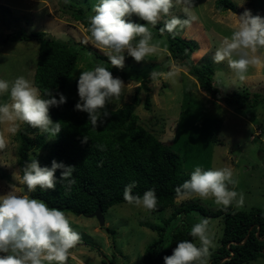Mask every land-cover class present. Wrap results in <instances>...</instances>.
Listing matches in <instances>:
<instances>
[{
	"label": "rangeland",
	"instance_id": "rangeland-1",
	"mask_svg": "<svg viewBox=\"0 0 264 264\" xmlns=\"http://www.w3.org/2000/svg\"><path fill=\"white\" fill-rule=\"evenodd\" d=\"M72 1L88 7L91 14L93 5L98 2ZM217 1L193 0L192 14L196 16V20L190 28L178 29L176 35L192 44L195 63L210 66L214 73L213 79L224 93L244 89L264 93V65L250 67L246 80L241 82L235 78L227 61L216 64L212 60L223 37L229 36L235 29L236 15H242L248 10L253 16L264 18V0H231L237 13L217 11ZM63 5V0H0V79L13 81L24 76L32 83L34 81L39 44L34 41L4 42L8 35L18 30L28 34L45 32L50 38L73 41L104 55L83 42L87 36L84 26L63 14ZM182 7L183 5L174 6L172 15L185 18ZM127 19L142 24V20L134 15ZM159 24L163 25V19ZM156 40L163 41L161 47L168 48L166 37L153 42ZM169 60L167 53L160 52L137 63L125 54L124 67L119 70L168 72L173 70ZM96 65L104 64L93 53L83 51L72 81L80 76L81 71L92 70ZM175 72L173 78L157 81L150 80L149 73L147 77L140 75L132 81L113 76L120 78L126 87L118 99L109 102L111 109L116 110L131 103L140 89L141 104L135 110L140 124L180 155L184 172L191 174L197 166L204 170L230 168L234 179L238 181L234 190L245 196L244 205L238 210L264 208V104L244 111L229 108L202 91L196 79L186 69L176 66ZM62 94L68 96L66 92ZM147 97L151 100L150 110L144 107ZM7 100V95L0 97V102ZM22 126L23 124L13 134L8 131L10 124H0V136L6 142V147L0 150V195L10 190L9 185L23 187L18 165V133ZM55 140L56 137L50 136L48 147ZM47 151L48 149L37 151L31 157L41 158ZM191 204L201 205L207 211L221 208L211 200L201 201L198 198L176 200L173 207L156 214L127 203L117 204L104 213V227H100L96 218L64 212L73 230L80 235L79 243L71 250L65 264H141L146 247L158 238L151 227L165 226V221L177 209ZM233 207L235 208L234 205ZM201 218L208 217L198 211L179 214L166 226L167 237L181 229L190 231ZM208 219L214 234L215 247L210 249L212 254L220 246L224 219ZM109 230H113L115 234H111ZM195 243L199 246L198 240ZM249 264H264V258Z\"/></svg>",
	"mask_w": 264,
	"mask_h": 264
},
{
	"label": "clouds",
	"instance_id": "clouds-1",
	"mask_svg": "<svg viewBox=\"0 0 264 264\" xmlns=\"http://www.w3.org/2000/svg\"><path fill=\"white\" fill-rule=\"evenodd\" d=\"M176 5H183L185 18L172 15L171 10ZM192 9L193 0H98L92 7V14L87 17L88 35L83 42L104 53L110 65L118 69L124 67L125 54L137 63L160 52L171 57L167 46L161 47L163 41L153 42L152 29L163 19L160 35L168 33L175 36L178 29L190 28L196 20ZM133 15L145 23L130 22L127 18ZM236 17L235 29L223 37L212 60L216 64L227 61L235 78L243 82L250 67L264 65V18L253 16L248 10ZM169 65L173 70H153L149 79L173 78L176 61L170 59ZM77 87L79 102L75 110L87 113L88 122L96 128L110 117L106 110L108 103L118 99L126 86L120 78H114L108 68L97 66L81 71ZM5 95L8 100L0 102V124H10L9 132L15 134L24 124L53 138L59 134L61 122L53 123L49 109L66 103L62 93H58L57 100L51 90H45L47 98H42L30 80L19 76L13 81L0 79V97ZM88 141V136L84 135L82 143ZM5 147L6 142L0 136V150ZM75 169V166L56 160L52 161L50 168L41 167L37 158L25 163L20 177L23 187L9 185L10 190L0 195V254H3L0 255V264H65L71 250L79 243L80 235L73 230L63 211L50 208L46 202L32 198L30 194L37 188L54 191L57 170H60L59 180L66 182L64 187L71 191L76 183L73 177ZM237 184L230 168L204 170L197 166L190 179L174 189L175 199L198 198L211 200L224 211L233 205L240 209L245 196L234 190ZM136 186L133 181L125 187L123 200L147 212L156 211L158 198L155 190H147L142 196L134 195ZM210 223L208 218H201L194 224L190 236L198 240L199 246L189 240L179 242L172 255L164 257V264H209L210 249L215 247Z\"/></svg>",
	"mask_w": 264,
	"mask_h": 264
},
{
	"label": "trees",
	"instance_id": "trees-1",
	"mask_svg": "<svg viewBox=\"0 0 264 264\" xmlns=\"http://www.w3.org/2000/svg\"><path fill=\"white\" fill-rule=\"evenodd\" d=\"M63 1L62 13L80 22L86 30L90 9L72 0ZM216 10L237 13L231 0H218ZM161 27L163 25L158 23L152 29L153 40L166 37L168 50L171 52L169 59L175 60L176 66L186 69L196 79L201 90L214 101L238 111L264 104V93L261 92L244 89L224 93L213 79L214 73L210 66L195 63L192 44L177 35L165 33L161 36ZM17 41H34L39 44L33 84L41 97L47 98L44 96L45 90H51L57 100L58 93L68 94L65 104L49 109L51 120L54 123L61 122L62 128L51 147H48L50 136L23 124L18 133V165L21 174L25 163L37 158L31 157V154L45 149H48L46 154L37 158L41 167L50 168L53 160L76 167L73 173L76 183L71 191L64 187L66 182L59 180L60 170H57L56 189L45 191L37 188L30 194L31 197L46 202L50 208L88 216L99 207L106 213L113 206L126 203L123 200L124 189L134 181L137 185L133 189L134 195L142 196L147 190H155L158 204L153 214L173 207L176 202L174 189L189 180L190 174L183 171L180 155L140 124L135 113L136 107L141 104L140 89L131 103H126L119 109L112 110L108 103L106 110L110 117L96 128L88 122L87 113L75 110L79 102V77L73 81L72 79L83 51L93 53L113 76L125 81H132L140 75L147 77L149 72L120 71L110 65L105 55L97 54L92 48L73 41L50 38L45 32L28 34L18 30L4 40L5 43ZM144 107L146 110L151 109L150 97L145 99ZM84 135L89 138L87 143H82ZM194 211L208 218L224 219L220 246L211 254L209 264H249L264 258V208L244 211L231 206L227 211L222 208L207 211L201 205L191 204L177 209L165 221V226L151 227L158 238L146 247L141 264H164V257L171 256L179 242L189 240L195 243L197 240L190 236L188 230H178L169 237L165 231L166 226L179 214ZM109 232L115 234L113 230Z\"/></svg>",
	"mask_w": 264,
	"mask_h": 264
},
{
	"label": "water",
	"instance_id": "water-1",
	"mask_svg": "<svg viewBox=\"0 0 264 264\" xmlns=\"http://www.w3.org/2000/svg\"><path fill=\"white\" fill-rule=\"evenodd\" d=\"M89 217L96 218L99 222L100 227L105 226V216L103 213V210L101 207H99L94 213L88 215ZM248 239V236L246 237L245 241Z\"/></svg>",
	"mask_w": 264,
	"mask_h": 264
}]
</instances>
